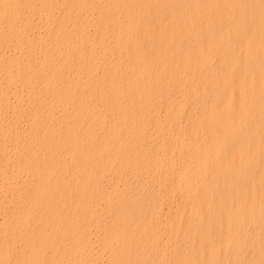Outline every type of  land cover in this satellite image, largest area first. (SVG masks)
<instances>
[{
  "label": "bare ground",
  "instance_id": "6f19581e",
  "mask_svg": "<svg viewBox=\"0 0 264 264\" xmlns=\"http://www.w3.org/2000/svg\"><path fill=\"white\" fill-rule=\"evenodd\" d=\"M50 9L51 0H0V209L13 204L0 264H63L67 253L97 264L91 226L104 213L107 264H264V0ZM34 19L48 42L30 38ZM88 23L99 30L91 42ZM150 129L167 133L165 145L144 140ZM116 171L134 182L104 192Z\"/></svg>",
  "mask_w": 264,
  "mask_h": 264
},
{
  "label": "rangeland",
  "instance_id": "374dc122",
  "mask_svg": "<svg viewBox=\"0 0 264 264\" xmlns=\"http://www.w3.org/2000/svg\"><path fill=\"white\" fill-rule=\"evenodd\" d=\"M52 2V9L49 10L50 13L55 12L58 13L61 9H60V5L63 2V0H51ZM100 1H98L99 4ZM88 9L84 8L81 10L79 19L82 21H87V14L89 13L87 11ZM26 14V13H25ZM95 16V14H94ZM72 19V18H70ZM69 20H66V23H68ZM62 26L59 24H56V27L54 28L56 32H62L63 28H61ZM73 32H75V30H72ZM98 31L96 27H94L93 25H91L90 23H88L87 27H86V35L87 37L91 40H93L95 38V36L98 34ZM29 36L30 38H32V40H36L37 37H42L43 41L48 42V39L45 37V30H44V22L34 19V21L32 22V27L29 30ZM71 39H73L74 34H70ZM69 42V41H68ZM36 45V43L34 44V46ZM65 45V44H63ZM62 45V46H63ZM86 43L84 44L85 47ZM46 47L43 46L42 47V52L40 53L39 51L41 50L39 48V50L36 52V54H32V59L37 60L39 55H43V50ZM7 55L9 56H14L13 54H10L9 52L7 53ZM40 59H43V57H40ZM45 72H41V71H37V70H33V74L35 77H41L42 75H44ZM72 76V71H66L63 74V77L65 80H69V77ZM6 77L2 76L0 74V88L4 87L7 83L6 81ZM24 89V87H23ZM192 83L188 82L185 85L184 88V98H183V102L182 105L180 106V111L178 112V118H177V123L179 125H181L184 128H188L190 125V118L192 116V114H190L188 112L189 107L195 103V98L191 97V92H192ZM29 100L25 101V104H28ZM31 104H34V102H32ZM42 106V105H41ZM166 108L165 103H161L159 106V111L160 114L162 115L164 113V110ZM6 118L10 117L9 114H6L5 116ZM27 119L24 118V120H22L23 125H26ZM152 135V136H151ZM167 133L163 132L161 134V136H159L158 138L155 137V131L153 129H150V131L148 133L145 134L144 136V140L148 141L149 136H151V138H156L159 142L164 143L165 138H166ZM165 145V143H164ZM152 172H149V175H151ZM127 183L130 182H134L133 180L129 179V178H124L120 175V173L118 171L110 174V175H106L103 177V179L101 180V189L104 192L109 191L113 186L115 185H120L123 181H125ZM142 184L145 186L146 184H151V179L150 178H143L142 180ZM21 191V187L17 186L14 188L13 192H12V196L13 198H15L18 194H20ZM13 208V204L12 202L8 200H5L2 203V209H0V226L4 227V222L8 219L7 217V212H9L11 209ZM35 210V206H31L30 207V213H33ZM97 214V213H96ZM110 219L109 213H104L103 218L100 217V221L99 223H93L91 226V243H92V251L94 254H99L100 259L97 261V264H107L106 261V256H107V234L103 231V225L107 224ZM108 226V225H107ZM106 226V227H107ZM4 248V245L2 242H0V252L1 250ZM17 249V248H16ZM72 261V257L69 253L66 254V259L63 262V264H71ZM8 264H18V262L16 260H12L10 261ZM46 264V263H44Z\"/></svg>",
  "mask_w": 264,
  "mask_h": 264
}]
</instances>
